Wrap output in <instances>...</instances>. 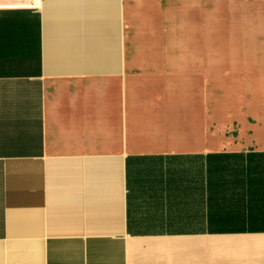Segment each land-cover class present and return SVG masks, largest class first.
<instances>
[{
    "label": "crops",
    "instance_id": "crops-1",
    "mask_svg": "<svg viewBox=\"0 0 264 264\" xmlns=\"http://www.w3.org/2000/svg\"><path fill=\"white\" fill-rule=\"evenodd\" d=\"M251 1L0 0V264H264V0ZM180 86L230 98L201 117L203 96L169 97ZM127 88L154 128L132 127ZM243 103L254 118L206 134ZM170 132L179 148L130 145Z\"/></svg>",
    "mask_w": 264,
    "mask_h": 264
},
{
    "label": "rangeland",
    "instance_id": "rangeland-1",
    "mask_svg": "<svg viewBox=\"0 0 264 264\" xmlns=\"http://www.w3.org/2000/svg\"><path fill=\"white\" fill-rule=\"evenodd\" d=\"M254 1L255 0H253L251 2H254ZM220 70H221L220 75L224 79H228L232 75L230 72L231 71L230 67H223ZM195 74L196 73L189 72V75H195ZM188 83H195V82L189 81ZM220 83H228V82L225 81V82H220ZM128 89L129 88L126 89V97H125L126 112L130 118L136 119L138 121V123L132 127L135 128L136 126L138 127V124H142V126L144 128H149V127L154 128V127H152L154 125H150L149 122L144 121V120H142V122H141V120L137 119V112L135 110H132L130 108V105H129V103L132 99L130 98V93H129L130 91H128ZM139 89L144 90V91L147 90L146 88H139ZM250 90H251L252 98H254L256 93H258V92L263 93V89L251 88ZM228 91H229L228 88L226 89V88H219V87H214V86H204L201 88H184V87L180 86V87L170 88L168 95L171 99H177V100H180V97H188L189 98L190 96H197V95L200 97L203 96L202 98L204 99L205 103L203 102V107L201 106L202 109L200 110L199 116H201V117L208 116L209 117V115H211L213 113L212 102L213 101L228 100L230 98ZM115 97H116V95H115ZM114 99H117V97ZM184 100H186V99H184ZM109 106H111L110 108H112L115 112V110H117L119 107V101L112 99ZM215 112L217 113L218 111H215ZM122 113L124 115L125 110ZM122 113H121V115H122ZM245 113H248L252 116V114L250 113V111L248 109V105L243 103L238 107V114H239L238 116L230 117L229 119L221 122L220 125L217 123V121H214V120L208 121L206 124V127H205L206 134L209 137H212L213 135L215 136L216 134H218L219 131H223L228 126L229 123L230 124L227 128L228 130H230V129L232 130L233 128H237V122L234 119L241 122L243 119L246 118ZM233 120L235 121L234 123L232 122ZM209 128L211 129L212 132H214V130H215V133L210 132ZM124 129H126V128H124ZM184 131H182V132H184ZM129 137L127 139V143L129 142ZM164 139L166 140L167 144H170V145H162L160 141H159L160 143H157L156 138L153 137V139L152 138L150 139V136H148V135H143V136L134 135V136H131L130 145L136 143V146L141 147V146H143L144 142H147V141L150 142L153 140L154 143L152 145L151 144H148V145L152 146L155 149L179 148V147H176L175 145L172 146V144H175L173 142H177L179 140L178 139V133L170 132V133H168V135H166V138H164ZM170 142H172V143H170ZM130 145H129V147H130Z\"/></svg>",
    "mask_w": 264,
    "mask_h": 264
},
{
    "label": "bare ground",
    "instance_id": "bare-ground-1",
    "mask_svg": "<svg viewBox=\"0 0 264 264\" xmlns=\"http://www.w3.org/2000/svg\"><path fill=\"white\" fill-rule=\"evenodd\" d=\"M137 98H138V100H137V103L135 104L136 106L142 107V106L146 105L141 110V112L139 113L140 114V118L144 119L146 117H151L152 114L155 112V109L153 107H149V102H147V99H145L142 94L139 93ZM180 110L181 109H179V107L178 108H176V107L172 108L170 110V114H169V116H171V119L176 117V116H180L181 115V111ZM182 113L183 114H189V113H184V112H182ZM157 114H158V112H157ZM171 119H165V120H163L164 122L160 121V122H162V124L159 125V126L163 127L164 129H169L172 126V125H169V124H172L173 120H171ZM177 128L180 129V127H178V126H177ZM159 139H161L160 142H161L162 145H166L165 144L166 141L163 140V137H160V138L157 137V141H156L157 143H160ZM177 144H179V142H177Z\"/></svg>",
    "mask_w": 264,
    "mask_h": 264
},
{
    "label": "built area",
    "instance_id": "built-area-1",
    "mask_svg": "<svg viewBox=\"0 0 264 264\" xmlns=\"http://www.w3.org/2000/svg\"><path fill=\"white\" fill-rule=\"evenodd\" d=\"M30 5L34 8H39L41 6V0H33Z\"/></svg>",
    "mask_w": 264,
    "mask_h": 264
}]
</instances>
